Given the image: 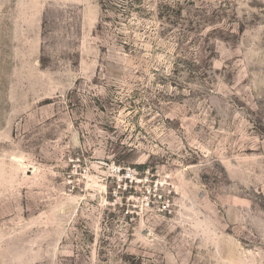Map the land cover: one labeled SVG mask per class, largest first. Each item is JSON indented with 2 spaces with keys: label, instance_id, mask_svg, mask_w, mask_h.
<instances>
[{
  "label": "rangeland",
  "instance_id": "374dc122",
  "mask_svg": "<svg viewBox=\"0 0 264 264\" xmlns=\"http://www.w3.org/2000/svg\"><path fill=\"white\" fill-rule=\"evenodd\" d=\"M0 264H264V0H0Z\"/></svg>",
  "mask_w": 264,
  "mask_h": 264
},
{
  "label": "built area",
  "instance_id": "2783aa9c",
  "mask_svg": "<svg viewBox=\"0 0 264 264\" xmlns=\"http://www.w3.org/2000/svg\"><path fill=\"white\" fill-rule=\"evenodd\" d=\"M118 170L120 171L121 169H120V168H118Z\"/></svg>",
  "mask_w": 264,
  "mask_h": 264
}]
</instances>
